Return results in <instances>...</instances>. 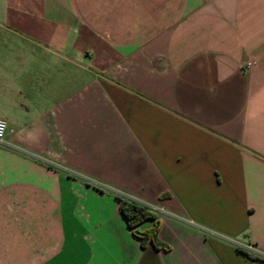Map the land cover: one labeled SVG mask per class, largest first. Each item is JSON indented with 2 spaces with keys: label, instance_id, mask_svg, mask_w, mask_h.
Masks as SVG:
<instances>
[{
  "label": "crops",
  "instance_id": "0c3cea01",
  "mask_svg": "<svg viewBox=\"0 0 264 264\" xmlns=\"http://www.w3.org/2000/svg\"><path fill=\"white\" fill-rule=\"evenodd\" d=\"M49 1L0 41V193L39 209L23 264H259L238 247L264 258V0Z\"/></svg>",
  "mask_w": 264,
  "mask_h": 264
},
{
  "label": "rangeland",
  "instance_id": "374dc122",
  "mask_svg": "<svg viewBox=\"0 0 264 264\" xmlns=\"http://www.w3.org/2000/svg\"><path fill=\"white\" fill-rule=\"evenodd\" d=\"M49 4H51L49 0H0V13L8 12V16L6 17L4 14H0V41L7 39L16 40L5 29L6 26L14 24L17 21L16 18H20V15H16V12L25 14L31 8H46ZM6 18L8 22L5 21ZM30 199H35L33 193L30 192L22 193L21 191L13 189L0 193V234L1 237L3 234H8L9 237L7 241L0 240V264H23L24 252L28 254L32 252L33 255H31V258H36L35 255L39 248L36 246V240L34 239L35 231L30 228L28 229L30 224H23L27 220L32 221L31 217L37 216L36 210L39 211L35 207L22 206L25 200ZM3 205H6L5 208H3ZM47 215L48 210H45L44 216L47 217ZM5 219H9L10 224L7 221L4 223L3 221ZM35 225V222H31V226L35 227ZM41 225L44 227V234H47L49 224L45 222ZM11 243L12 245L10 246ZM42 254V252H39L36 256L43 258Z\"/></svg>",
  "mask_w": 264,
  "mask_h": 264
},
{
  "label": "trees",
  "instance_id": "16d2710c",
  "mask_svg": "<svg viewBox=\"0 0 264 264\" xmlns=\"http://www.w3.org/2000/svg\"><path fill=\"white\" fill-rule=\"evenodd\" d=\"M117 200L119 201V214L131 230L133 236L140 241L141 248H146L150 245L156 251H169L170 247L159 240L160 222L157 219L156 213L151 208L121 196H117ZM145 221H153V225L150 229L142 230L139 227ZM238 249L244 252L250 260L264 264V258L250 253L241 247H238Z\"/></svg>",
  "mask_w": 264,
  "mask_h": 264
},
{
  "label": "built area",
  "instance_id": "2783aa9c",
  "mask_svg": "<svg viewBox=\"0 0 264 264\" xmlns=\"http://www.w3.org/2000/svg\"><path fill=\"white\" fill-rule=\"evenodd\" d=\"M252 67H253V63L248 62L245 65L244 69L245 71H249ZM6 131H7V124L4 120L0 119V143L3 142ZM241 248L245 249L246 251L250 253H253L259 256V253L254 249L252 245H248L246 247H241Z\"/></svg>",
  "mask_w": 264,
  "mask_h": 264
}]
</instances>
